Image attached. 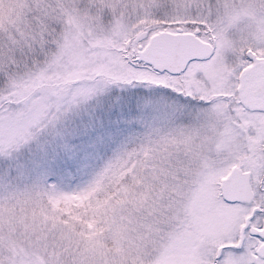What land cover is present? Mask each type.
Wrapping results in <instances>:
<instances>
[{"label": "snow or ice", "instance_id": "6c2138e0", "mask_svg": "<svg viewBox=\"0 0 264 264\" xmlns=\"http://www.w3.org/2000/svg\"><path fill=\"white\" fill-rule=\"evenodd\" d=\"M101 96L60 155L141 132L47 183L42 138ZM90 191L95 235L52 207ZM0 264H264V0H0Z\"/></svg>", "mask_w": 264, "mask_h": 264}, {"label": "rangeland", "instance_id": "374dc122", "mask_svg": "<svg viewBox=\"0 0 264 264\" xmlns=\"http://www.w3.org/2000/svg\"><path fill=\"white\" fill-rule=\"evenodd\" d=\"M115 93L123 94V90L113 89V94ZM107 103L105 96L93 97L79 111L70 113L54 131L45 134L42 138L44 150L40 152L39 159L42 165L40 170L44 173L43 178L47 183H55L65 191L85 185L118 150L129 146L131 138L141 132V128L134 124L135 117L132 121L122 117L119 122L112 123L110 136L103 143L91 148L79 145L78 152L69 158L60 155V142L78 141L76 129L92 118L93 113L98 111L99 104ZM90 196L91 191L83 195L65 196L53 203V211L63 213L77 223L85 224L90 234L95 235L91 230L101 218L104 209L100 205L89 203ZM82 216H87L88 220H82Z\"/></svg>", "mask_w": 264, "mask_h": 264}]
</instances>
